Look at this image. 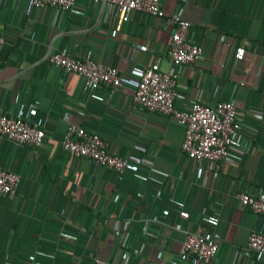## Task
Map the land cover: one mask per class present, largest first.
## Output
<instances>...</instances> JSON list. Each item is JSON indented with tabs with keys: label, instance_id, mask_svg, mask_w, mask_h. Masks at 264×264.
<instances>
[{
	"label": "crops",
	"instance_id": "crops-1",
	"mask_svg": "<svg viewBox=\"0 0 264 264\" xmlns=\"http://www.w3.org/2000/svg\"><path fill=\"white\" fill-rule=\"evenodd\" d=\"M159 2L163 17L135 11L119 23L107 2L75 0L61 10L1 1L0 110L22 113L45 136L37 148L0 136V167L20 175L13 194H0V264H160L176 258L185 232L199 225L219 241L200 264H264V254L245 249L251 231L264 234V216L233 197L264 191V0ZM173 13L190 22L187 39L203 46L195 63L169 59ZM237 46L245 49L242 59L234 56ZM57 50L90 51L126 77L159 59L161 69L175 70L178 106L235 99L261 111V119L244 120L248 148L240 165L216 169L189 159L181 123L132 103L129 84L85 93L81 76L49 62ZM70 124L98 133L131 166L118 175L64 151Z\"/></svg>",
	"mask_w": 264,
	"mask_h": 264
},
{
	"label": "built area",
	"instance_id": "built-area-1",
	"mask_svg": "<svg viewBox=\"0 0 264 264\" xmlns=\"http://www.w3.org/2000/svg\"><path fill=\"white\" fill-rule=\"evenodd\" d=\"M2 0H0L1 3ZM35 8L52 6L61 10L70 9L75 0H29ZM94 3L107 2L115 9L119 23L129 21L132 12L138 11L149 16L160 18L164 16L159 0H91ZM168 24V55L172 65L192 64L204 55L203 46L191 42L186 37L190 22L179 13H173L167 18ZM5 37L0 32V47ZM245 54L243 46L235 48L234 56L242 59ZM49 62L66 72L82 77V89L92 93L99 85L113 88L129 84L131 101L149 112H159L170 115L184 127V138L181 145L183 153L197 161H206L219 168L220 164L238 167L247 151V144L241 137L244 120L251 116L262 118L259 110H246L238 101L219 100L214 103H203L198 100L176 103V74L173 67L163 70L159 59L150 65L135 67L133 75L126 77L114 66L95 61L91 52L71 54L66 50H57L49 55ZM33 104L29 112L33 111ZM0 136L21 145L37 148L43 141L45 132L42 126L30 121L22 113L7 114L0 110ZM64 151L74 157H84L95 164L113 169L121 175L131 166L129 157L120 156L106 148V141L95 132H90L81 126L70 124L61 140ZM20 175L15 171L0 167V194L11 195L19 185ZM234 199L242 207L250 209L257 215L264 216V191L251 193L237 191ZM218 239L205 231L203 225L198 231H186L185 238L176 258L161 261L160 264H200L207 263L218 250ZM127 245V244H126ZM125 257L130 255L126 246ZM246 250L264 254V234L251 231L248 235ZM95 264H118L113 261L96 259Z\"/></svg>",
	"mask_w": 264,
	"mask_h": 264
}]
</instances>
